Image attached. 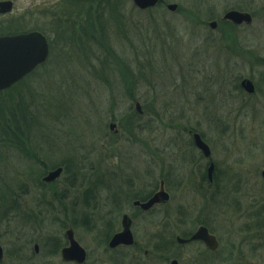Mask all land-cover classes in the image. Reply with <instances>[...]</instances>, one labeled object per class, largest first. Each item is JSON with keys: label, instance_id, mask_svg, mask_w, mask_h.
<instances>
[{"label": "rangeland", "instance_id": "374dc122", "mask_svg": "<svg viewBox=\"0 0 264 264\" xmlns=\"http://www.w3.org/2000/svg\"><path fill=\"white\" fill-rule=\"evenodd\" d=\"M55 1L16 0L15 11L42 22ZM89 1L71 6L92 35L25 25L50 33L52 57L0 92V264H70L61 257L69 226L86 264H169L172 253L179 264H218L221 252L227 264H253L249 247L264 231V0H164L143 11L132 0ZM231 9L252 23L224 20ZM244 77L259 81L255 96L239 86ZM190 130L212 149L220 186L203 183ZM61 163L72 173L42 182ZM162 180L171 202L137 217L134 246L108 248L134 196ZM200 225L220 240L204 261L201 243L173 249Z\"/></svg>", "mask_w": 264, "mask_h": 264}, {"label": "water", "instance_id": "95a60500", "mask_svg": "<svg viewBox=\"0 0 264 264\" xmlns=\"http://www.w3.org/2000/svg\"><path fill=\"white\" fill-rule=\"evenodd\" d=\"M133 3L141 10L156 7L160 0H132ZM7 4H3L6 8ZM177 4H168L167 8L170 11L177 9ZM6 10V9H5ZM224 20L241 25L243 23L250 24L253 17L248 12L239 10H230L223 17ZM212 28L217 26V22L210 23ZM49 54V47L46 38L40 33L19 34L14 36H0V91L9 88L25 75L30 73L36 66L44 62ZM243 87L249 92H255V85L249 79H244ZM138 113H143L140 103L136 104ZM115 123L110 124V128L114 129ZM196 146L202 151L203 155L210 156V147L203 141L200 134L192 132ZM214 164L209 168V177L212 176ZM63 168L59 167L52 170L44 177V181L53 182L61 176ZM264 174V173H263ZM170 201V194L164 189V183L161 184V189L156 192L148 201H136V204L141 205L145 210L152 208L156 204H166ZM132 221L125 214L122 219L123 230L116 233L110 240L109 246L116 248L119 245H133L135 240L131 231ZM65 236L69 245L62 249L61 255L64 261L84 264L87 260V252L75 238V231L72 227L66 230ZM180 244H186L192 241H202L212 250L217 249L219 243L217 238L209 232L206 226H200L190 238L177 237ZM35 249L38 252L39 246L36 244ZM4 258L3 247L0 246V261ZM171 264H178L177 260H173Z\"/></svg>", "mask_w": 264, "mask_h": 264}, {"label": "flooded vegetation", "instance_id": "af4514ba", "mask_svg": "<svg viewBox=\"0 0 264 264\" xmlns=\"http://www.w3.org/2000/svg\"><path fill=\"white\" fill-rule=\"evenodd\" d=\"M80 2L88 3L90 1L89 0H63V1L59 0V1H57L56 5H52V6L48 7L49 9H46V14L44 16L46 19H42V22H39V21H33L31 19H28V16H27L26 12L17 13L15 11V9H16V0H0V36H14V35H19V34L40 33L41 35H43L46 38V40L48 42L49 54L47 56V59L44 62H42L41 64H39L37 67H35V69L32 70L30 73L25 75L22 78V80L25 79L26 77H29L31 74L36 72L40 67H42L43 65L48 63V61L52 57V52H53V48H54V45H55L53 37L50 35L49 32H47V30L42 29V28L41 29H39V28L27 29V28H25V25H42V24L45 23V25H51L52 26L51 29H50L51 33H54L56 36L60 35V33H62V35H64L68 31V29L70 30V25H83L82 22L78 21L79 16L77 18L75 17L76 14L79 13L78 10L76 9V6L75 7L71 6V4H73V3L78 5V3H80ZM3 4H7L6 8L4 7V10H2L3 7H1V6H3ZM54 25H56V26L59 25L58 30L54 28ZM62 25H65V26L68 25V27H62ZM73 30H75V27L73 28ZM59 41H61V38L59 39ZM242 80L240 81V85H239L241 88H242ZM251 80L255 84L256 93L255 94H249V95L250 96H255L261 90L260 83H259L258 80H253V79H251ZM18 83L19 82H17L16 84H18ZM16 84H14V85H16ZM190 136H191V133H190ZM201 136H202V138L204 140L203 135H201ZM193 142L194 141H192V143ZM200 154L202 155V157L206 161L205 173L202 176V180L204 181L203 183H206L207 184L206 186H212V185L220 186L221 182H218L217 165H216V162L212 159V149H211V156H209V157L204 156L202 154V152H200ZM212 164H214V169L212 171V176L210 178L209 177V168H210V166ZM257 173L260 174V177L262 178L263 185H264V174H263L264 173V167H260V169L257 171ZM215 178H216V180H215ZM162 181L164 182L165 190L168 191L166 186H165L166 185L165 181L164 180H162ZM235 186H237V184ZM159 189H161V184H160ZM157 191L153 192L152 194H148L147 195L148 197L146 199H141V197L134 196V198L132 200V206H133L134 210L131 211V212L130 211L129 212H125L122 215V217H123L125 214H127L130 217V219L132 221V232H133V227L135 225V220L137 219V217H139V216L142 217V216H145V215H149V213L152 212L155 208L161 206V205L158 204V205L153 206L150 209L145 210V209H143L141 207V205H139V204L137 205L136 201H141L142 203L146 202ZM169 194L171 196L170 192H169ZM171 200H172V196H171ZM163 206H165V204ZM257 230L258 231L254 233L253 238H252L253 244L249 247V249L252 250V252H251L252 256L255 257V258L252 259V263L253 264H255L256 262L257 263H264V262H261V258L260 257L262 255L261 256L257 255L258 253H262L264 251V231H263V234H262L263 236H261L260 235V229H257ZM209 231H210V229H209ZM210 233L213 234L211 231H210ZM133 234H134V232H133ZM183 235H185V234H183ZM213 235H215V234H213ZM190 236H192V233H189L187 235V237H190ZM134 237H135V235H134ZM216 238H217V240L219 242V246H220V240H219V238L217 236H216ZM174 242L176 244H173V249H177V247H182V246H185V245H190L192 243H201V244H203V246L205 247V256L202 259V261L206 260L207 255H211L212 256L213 252H216L218 250V248H219V246H218V248L216 250H211L201 241H194V242H189V243H186V244H179L177 242V240L175 239ZM104 243H105V241H104ZM155 245H156V243H155ZM120 247H132V246H119V247H117L115 249H118ZM207 250L212 252V254H208ZM263 254H264V252H263ZM177 257L178 256L176 254H173V253L170 254V256H169L170 263L169 264H171V262L173 260H177L178 264H179V260H178ZM217 258H219L217 260V261H219L218 264H225L226 263V261H225L226 260V254H225V252H221L220 254H217L216 259ZM228 264H230V263H228Z\"/></svg>", "mask_w": 264, "mask_h": 264}, {"label": "trees", "instance_id": "16d2710c", "mask_svg": "<svg viewBox=\"0 0 264 264\" xmlns=\"http://www.w3.org/2000/svg\"><path fill=\"white\" fill-rule=\"evenodd\" d=\"M163 2H164V0H163ZM163 4H164V3H162V4L159 6V8L162 7ZM115 5H116V4H115ZM239 8H240V9H243L242 6H240ZM197 9H198L199 13H201V14L203 13L201 7H197ZM207 11H208V9H207ZM206 13H207V12H206ZM210 13H211V12H210ZM210 17H213V16L210 15ZM98 26H100L101 29H103V27H104V25H98ZM80 27H81V26H80ZM82 27H83L84 29L87 28L86 30H84L83 28L80 29L81 31H84L83 33H85V34H90V32H89V30H88V28H90L89 25H82ZM90 35H92V34H90ZM93 35H94V34H93ZM97 41L99 42V40H97ZM138 115H139V114H138ZM11 133H12V132H11ZM27 155H29V156H31V157H35V156H36V155L33 153V151H32V152H28ZM60 165L64 167V169H65V173H67V172H71V170H70V168H71L70 164H68V163H61V164H57L55 167L60 166ZM53 168H54V167H53ZM47 169H50L49 166H48ZM71 173H72V172H71ZM74 175L76 176V174H74ZM147 197H148V196H147ZM147 197L142 196L141 199H146ZM113 234H114V233H113L112 231H110V232L107 233L106 238L104 239L105 243L109 241V239L111 238V236H112ZM155 246H156V247H159L158 244H156ZM53 249H55V248L53 247ZM55 250L57 251V249H55ZM57 253H58V252H57Z\"/></svg>", "mask_w": 264, "mask_h": 264}]
</instances>
